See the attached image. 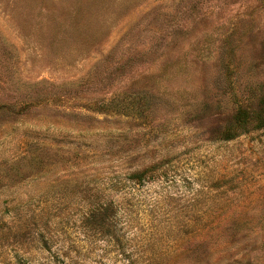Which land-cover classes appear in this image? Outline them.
<instances>
[{"label":"rangeland","instance_id":"obj_1","mask_svg":"<svg viewBox=\"0 0 264 264\" xmlns=\"http://www.w3.org/2000/svg\"><path fill=\"white\" fill-rule=\"evenodd\" d=\"M262 95L264 0H0V264H264Z\"/></svg>","mask_w":264,"mask_h":264},{"label":"trees","instance_id":"obj_2","mask_svg":"<svg viewBox=\"0 0 264 264\" xmlns=\"http://www.w3.org/2000/svg\"><path fill=\"white\" fill-rule=\"evenodd\" d=\"M260 128H264V95H262V97L259 99L258 107L255 109L249 110L245 106H237L233 114V120L231 124L220 132V136L224 140H229L243 133ZM150 170L151 169L149 168H144L139 171L125 172L122 175L119 174L118 179H115V182L119 186L117 189L122 191V198H124V196L127 194L131 195V191L134 186L136 187L138 184L147 182L150 177L148 175ZM103 207L107 212V207L109 206ZM96 209L97 208L95 206L89 208L87 217L93 218ZM77 260L78 259L75 258L73 263L76 264ZM63 264H66L65 261Z\"/></svg>","mask_w":264,"mask_h":264}]
</instances>
